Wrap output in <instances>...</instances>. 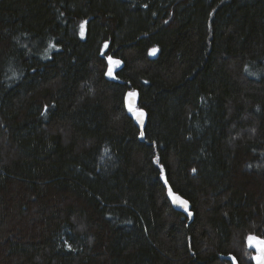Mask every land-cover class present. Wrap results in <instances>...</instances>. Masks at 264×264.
I'll list each match as a JSON object with an SVG mask.
<instances>
[{
	"label": "trees",
	"instance_id": "trees-1",
	"mask_svg": "<svg viewBox=\"0 0 264 264\" xmlns=\"http://www.w3.org/2000/svg\"><path fill=\"white\" fill-rule=\"evenodd\" d=\"M250 234L264 0H0V264H256Z\"/></svg>",
	"mask_w": 264,
	"mask_h": 264
},
{
	"label": "snow or ice",
	"instance_id": "snow-or-ice-1",
	"mask_svg": "<svg viewBox=\"0 0 264 264\" xmlns=\"http://www.w3.org/2000/svg\"><path fill=\"white\" fill-rule=\"evenodd\" d=\"M152 52L154 54L156 52V49H153ZM108 60H109V64L110 65L119 66L121 64V61H119V60H113L112 57H108ZM108 75H112L111 70H109ZM136 95L137 94L134 93V92L128 93V96L129 97H135ZM130 110L135 112V114L137 116V119L143 125V117L145 115V113L143 112V110H136V109H131V108H130ZM141 135L143 136L144 133L141 132ZM157 162H159V158H157ZM193 171H195V169H193ZM165 182L167 183V181H165ZM169 193H170V195L173 196L174 203H176L179 206L183 207L185 209V211L188 210V201L182 199L179 196H176V195L172 194L171 193V189H169ZM189 215H191L190 212H189ZM247 239L249 241V247L255 246L257 248V250H258V253L259 254L256 257H254V259H256V261H257V264H264V238H260V237H257L255 235L250 234L247 237ZM233 259H235V258H233Z\"/></svg>",
	"mask_w": 264,
	"mask_h": 264
},
{
	"label": "water",
	"instance_id": "water-1",
	"mask_svg": "<svg viewBox=\"0 0 264 264\" xmlns=\"http://www.w3.org/2000/svg\"><path fill=\"white\" fill-rule=\"evenodd\" d=\"M153 49H156V52H155L154 54H153V52H152ZM153 49H152L151 52H150L151 57H155V56L157 55V53H158V49H157V48H153ZM119 61H120V60H119ZM121 64H122V63H121ZM121 64H120L119 66L111 65V68H110L109 70H111L112 75H109V77H111V78H115V72L121 67ZM108 73H109V72H108ZM132 92L136 93L137 95H136L135 97H129V96H128V93H132ZM128 93L126 94V97H125V103H126V106H127L128 110H129V113L134 117V120H135L136 124L139 126V128H140L141 130H143L144 127L146 126V123H147V113H146V111H145L144 109H142V108L139 107V92H138V91H130V92H128ZM130 108H131V109H136V110H143V112L145 113V115H144V117H143V125H142V124L140 123V121L137 119V116H136L135 112H134V111H131ZM173 194L176 195V196L181 197L182 199H184V200H186V201H188L187 199H185V198H184L181 194H179V193H173ZM171 201H172L174 207H175L177 210H179V211H183V212H185V213H187V214H189V212L191 213V205H190L189 201H188V210H187V211H185V209H184L183 207H181V206H179L178 204L174 203V201H173V196H172V195H171ZM253 247L255 248V250H256V252H257V255H258L259 253H258L257 248H256L255 246H253ZM257 255H256V256H257ZM226 258L229 259V260H231L234 264H239L238 261H237V259H236L233 255H228V256H226ZM233 258H235V259H233ZM255 262H256V264H257L256 259H255Z\"/></svg>",
	"mask_w": 264,
	"mask_h": 264
},
{
	"label": "rangeland",
	"instance_id": "rangeland-1",
	"mask_svg": "<svg viewBox=\"0 0 264 264\" xmlns=\"http://www.w3.org/2000/svg\"><path fill=\"white\" fill-rule=\"evenodd\" d=\"M82 35H84V33H85V30H86V23L85 24H83V26H82ZM113 60H116V59H113ZM111 68V65L109 66V69ZM249 242V241H248ZM249 245V244H248Z\"/></svg>",
	"mask_w": 264,
	"mask_h": 264
}]
</instances>
